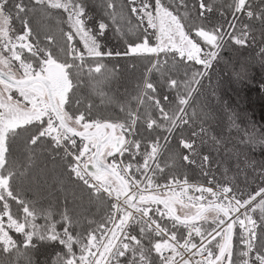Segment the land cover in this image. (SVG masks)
Returning a JSON list of instances; mask_svg holds the SVG:
<instances>
[{
    "label": "snow or ice",
    "instance_id": "obj_1",
    "mask_svg": "<svg viewBox=\"0 0 264 264\" xmlns=\"http://www.w3.org/2000/svg\"><path fill=\"white\" fill-rule=\"evenodd\" d=\"M227 48L264 69V0H0V264H264V162H248L250 191L217 181L237 145L193 108ZM112 60L146 61L123 101L101 87ZM42 156L106 206L99 221L26 198ZM193 166L208 186L181 171Z\"/></svg>",
    "mask_w": 264,
    "mask_h": 264
},
{
    "label": "trees",
    "instance_id": "obj_2",
    "mask_svg": "<svg viewBox=\"0 0 264 264\" xmlns=\"http://www.w3.org/2000/svg\"><path fill=\"white\" fill-rule=\"evenodd\" d=\"M227 2L228 0H220L221 4ZM52 30L55 31L54 22ZM112 43L116 41L113 40ZM107 63L110 69L117 68V71L115 76L101 87L109 96L123 101L128 93L134 92L146 61H137L135 70L130 68V62L126 60H112ZM242 65L249 68L246 79L236 76V73L241 71ZM262 81H264V69L255 62V53L251 50L237 51L227 48L223 51L220 62L214 63L213 68L208 71V76L204 80L203 95L193 102V108L201 112L202 119L204 112H211V117L204 122V126L209 129L211 135L228 141L224 145L226 148L230 149L233 144L237 145L239 160L233 158L226 161L225 166L229 169L227 177L222 175L223 167L219 170L213 169L217 181L234 183L241 189L249 191L254 189L260 181L252 168L248 167V162H255L256 166L264 162V146L258 143L260 137L264 135V83ZM213 90L215 95H212ZM85 95L98 106L101 112L118 111L113 105L101 103L102 97L92 88L87 89ZM230 116L235 117V126L229 122ZM253 130H255L257 142L247 147L239 144L245 131L253 132ZM245 156L248 158L247 161ZM219 158L224 159L223 149ZM35 165L29 178L22 181L23 193L27 199L36 201L38 206L50 208L57 213V219L58 213L66 208L70 213L79 216L85 226V217L97 221L103 217L106 206L91 202L89 191L79 181L71 178L62 165L54 164L47 156L37 159ZM237 165L240 171L237 170ZM181 171L187 175L190 182L208 183L210 179L203 176L194 166ZM37 259L43 261L45 257L37 256ZM47 259L50 264L51 253Z\"/></svg>",
    "mask_w": 264,
    "mask_h": 264
},
{
    "label": "built area",
    "instance_id": "obj_3",
    "mask_svg": "<svg viewBox=\"0 0 264 264\" xmlns=\"http://www.w3.org/2000/svg\"><path fill=\"white\" fill-rule=\"evenodd\" d=\"M193 184H203L205 186H208V183H203V182H191ZM195 195H198V193H194Z\"/></svg>",
    "mask_w": 264,
    "mask_h": 264
}]
</instances>
